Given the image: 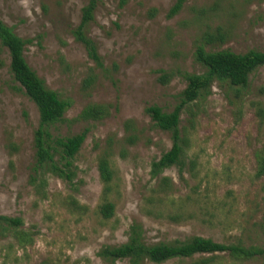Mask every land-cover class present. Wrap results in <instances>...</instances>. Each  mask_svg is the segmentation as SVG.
<instances>
[{
    "label": "rangeland",
    "instance_id": "obj_1",
    "mask_svg": "<svg viewBox=\"0 0 264 264\" xmlns=\"http://www.w3.org/2000/svg\"><path fill=\"white\" fill-rule=\"evenodd\" d=\"M88 1L0 0V21L31 41L23 53L28 66L47 89L71 102L52 133L70 137L88 130L73 185L46 174L41 199L29 184L38 111L14 81L0 45V215L21 218L23 229L34 233L24 248L0 238V264H106L97 253L126 243L132 226H139L147 245L202 237L264 250V177H255L264 150V67L249 75L245 88L214 81L181 112L178 128L188 140L181 170L173 166L151 175V164L172 142L145 114L150 106L172 112L185 76L205 73L194 53L206 34L220 30L226 37L206 45L207 51L264 53V0H186L172 17L176 0H129L123 7L120 0H100L85 35L102 67L73 34ZM89 104L106 106L109 114L73 122ZM129 135L137 137L132 145ZM109 146L113 179L107 199L114 214L105 220L98 214L103 185L97 160ZM163 178L169 188L162 192ZM214 264H264V257L238 261L219 254Z\"/></svg>",
    "mask_w": 264,
    "mask_h": 264
},
{
    "label": "trees",
    "instance_id": "obj_2",
    "mask_svg": "<svg viewBox=\"0 0 264 264\" xmlns=\"http://www.w3.org/2000/svg\"><path fill=\"white\" fill-rule=\"evenodd\" d=\"M129 0H120L123 7ZM186 0H176L170 9L168 17L176 15L183 7ZM100 0H89L82 9L80 24L74 31L77 41L81 42L88 50L89 57L98 67H102L100 58L94 44L86 35V27L93 21L94 12ZM225 35L217 30L215 34H206L204 44L197 46L194 57L204 69L201 75H186V87L180 94L179 104L170 113L164 112L157 106L145 109V114L151 119L154 128L170 134L171 148L163 153L159 160L151 164V175L157 177L161 172L173 166L183 168V157L188 140L178 126L181 112L198 100L200 95L207 91L214 81L226 83L231 87L245 88L251 73L264 67V53L248 51L237 55L228 50L207 51L206 45L223 43ZM30 40H22L16 36L13 30L0 21V45L6 49L9 55V70L16 83L19 84L25 96L35 105L39 115L38 127L34 133V165L29 177V184L35 193L41 198L46 197L45 188L46 174H51L72 186L76 177L75 158L85 141L88 130L70 137L55 136L52 128L63 121L64 114L71 107L69 100L60 99L59 96L47 89L43 80L38 78L31 70L24 58V49ZM168 75L160 77L162 83L167 82ZM92 83L86 81V88ZM108 107L97 104H89L73 120V122L100 121L108 115ZM127 131L133 130L132 122L125 123ZM137 137L129 135L127 144H134ZM110 146L97 160V170L103 185L102 203L98 206V214L105 220L114 214V206L107 199L111 191L113 170L110 161ZM192 166V162L190 163ZM256 178L264 177V150L257 157ZM160 191H167L169 179L161 180ZM69 205L75 210L80 207L74 200ZM173 220H177L173 217ZM33 234L23 229V221L19 217H8L0 215V238H13L20 248L29 246L33 242ZM219 254H226L238 261H251L264 257V250L258 247H245L241 244H220L210 239L193 237L185 242L172 245L155 244L147 245L143 242L139 226H132L126 243L118 246H103L97 256L106 264H116L127 261L129 264H163L174 259H194L191 264H214ZM207 256V257H205Z\"/></svg>",
    "mask_w": 264,
    "mask_h": 264
}]
</instances>
